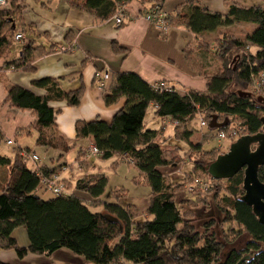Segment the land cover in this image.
<instances>
[{"label":"trees","instance_id":"trees-1","mask_svg":"<svg viewBox=\"0 0 264 264\" xmlns=\"http://www.w3.org/2000/svg\"><path fill=\"white\" fill-rule=\"evenodd\" d=\"M132 1L70 0L72 5L89 11L98 20L112 18L119 8H126ZM138 1L143 5L149 2ZM201 1L187 0L188 10L170 16L169 20L171 27L183 24L198 39L202 38L200 47L212 52L220 62L219 69L209 71L197 60L192 49L186 50L190 66L207 80L205 91L180 93L174 87L172 90L156 89L135 72H117L105 101L110 105L125 97L124 107L110 122L95 119L76 123L77 137H91L101 150L102 159L123 156L133 162L150 187L147 216L137 219L132 206L125 207L117 201H105L103 210H92L85 198L97 201L107 192L109 177L103 172L83 175L72 192L44 198L36 190L40 172L28 166L21 152L13 158L0 155V167L7 168L6 175L0 179L1 248L14 250L21 259L30 253L51 256L65 248L83 256L86 264H236L244 254H249L250 258L243 264H264V224L242 200L244 171L230 179H214L207 167L217 157L211 155L212 150L203 151L200 144L194 145L199 154H204L195 165L204 175L197 177L212 180L208 192L212 193L222 215L220 219L213 216L204 220L198 229L192 218L183 217L174 187L161 169L171 162L158 138L160 131L145 126L148 108L154 104L157 106L155 115L176 122L174 135L187 140L192 136L189 123L200 112L205 113L209 124L216 117V123L224 125L210 127L212 130L226 128L236 120L247 134L263 130L264 103L253 94L241 92H250L253 75L264 71V3L244 6L234 2L225 14L211 11L201 5ZM20 13L21 7L16 3L11 9L0 8V79L9 69L33 70L35 60L47 52L32 40L22 47L20 57H9ZM235 21L256 24L246 42L226 32L211 42L203 38ZM251 46L256 50L252 51ZM113 48L116 51L124 49L117 42L113 43ZM33 84L45 89L46 93L38 95L13 84L8 86L7 100L18 109L36 114V144L62 151L59 158H63L73 145L56 129V112L50 103L66 101L70 106H78L84 86L66 92L58 80L50 77L35 80ZM205 154L210 157L206 158ZM59 168L42 166L41 170L43 174H50ZM259 177L264 182V165L259 169ZM223 182H226L224 187L221 186ZM223 223L237 224L234 234H247L250 238L244 248L232 250L221 261L224 242L218 237L217 227ZM18 227L26 229L28 246H21L13 235ZM200 245L207 257L198 255L200 251L196 247ZM0 264L11 263L0 260Z\"/></svg>","mask_w":264,"mask_h":264},{"label":"crops","instance_id":"crops-1","mask_svg":"<svg viewBox=\"0 0 264 264\" xmlns=\"http://www.w3.org/2000/svg\"><path fill=\"white\" fill-rule=\"evenodd\" d=\"M153 1L149 0L144 6L152 4ZM155 1H158L170 13V16L182 14L188 10L187 0ZM9 2V7L6 9H11L13 3L21 7L16 32H24L29 42L34 40L36 45L43 46L47 52L35 60L33 70L9 69L1 75L0 155L13 158L17 152L22 153L31 149V152L40 157L38 162L27 161L31 169L42 172V166L49 168L60 166L57 172L60 173L64 183L72 186L83 175L99 173L103 167L102 160L98 161L95 156L86 154V150L93 142L91 137H77L76 123L95 119L110 122L126 103V98L122 97L114 104H106L105 96L110 90L112 79L107 89L101 90L96 84L98 72H110L112 78L117 72H135L152 85L165 81L180 93H185L189 90L205 91L207 89L206 78L188 63L187 49L194 51L197 60L205 69L216 71L220 67V62L213 53L200 47L202 38L198 39L185 25L178 24L170 27L166 33H160L153 23L142 16L144 6L138 0H133L126 5L125 9L130 14V20L122 25H116L113 17L98 20L89 11L72 5L70 0H9ZM234 2L244 6L260 3L259 0H202L200 4L211 11L226 14L230 4ZM255 27V23L235 21L204 35L203 38L211 42L226 32L246 42V37ZM173 29L178 31V34L171 43ZM242 30H245V33H240ZM114 42L124 49L116 51L113 48ZM21 50V45L14 42L9 57H19V54H22ZM46 77L58 80L59 86L66 92L84 86L78 106H70L66 101L50 103L56 112V129L73 145L63 158H59L62 151L36 144L38 137V131L34 127L36 114L31 110L18 109L7 100L8 86L13 84L27 88L38 95L45 94L46 90L34 86L33 82ZM156 110V105L149 106L145 126L158 129L159 136L167 137L170 135V132L167 133L171 126L165 131L162 130L165 118L156 116ZM157 119L162 120L161 126L150 127L149 125ZM115 157L117 156L111 158ZM31 164L34 166L32 167ZM126 165L123 161L116 162L118 169L127 167ZM6 173L7 168L0 167L1 180ZM38 193L40 194V191ZM47 193H41V196L44 198L53 196ZM16 231L17 229L13 232L16 238L18 234L20 236L27 234L24 228L20 232ZM28 245L27 238L24 246ZM42 257H46V262L42 260ZM0 260L20 264H86L83 256L76 255L65 248L54 252L51 256L30 253L21 259L14 250H5L0 247Z\"/></svg>","mask_w":264,"mask_h":264},{"label":"rangeland","instance_id":"rangeland-1","mask_svg":"<svg viewBox=\"0 0 264 264\" xmlns=\"http://www.w3.org/2000/svg\"><path fill=\"white\" fill-rule=\"evenodd\" d=\"M259 2L264 3V0H259ZM171 32L172 43L173 38L177 36L178 31L173 29L171 30ZM240 33H245V30H242ZM251 50L255 51L256 49L253 46ZM199 117L200 116L197 115L189 123V129L192 131L190 140L179 138L178 136L174 135L175 125L171 120H166V124L162 126V130L164 131L166 130V128H169V126H171V129H169L167 133L169 134L170 132V135H167V137H163V135L158 137L160 138L159 140L162 144L165 156L171 162L169 165L164 166L161 169L166 174L168 180L174 187L175 199L182 212L183 217L185 219L192 218V221L198 227V229L201 227V224H203L204 220L209 219L213 216L220 219L222 218V215L215 206L212 193H209L208 190H201L193 186L195 184V180L199 178L197 177V175H204L203 170L196 169L195 167L197 159L201 158V156L203 157L204 154H199L194 145L200 144L203 151L212 150L213 152H211V155L217 157V155L227 152L231 143L234 142L226 141L221 143L217 137V134L220 130H212L206 116L205 119L207 121V126H205V128L200 127ZM161 122V119H157L149 126L160 127ZM238 123L239 121L237 120L233 123H230L229 125H227L228 129L230 125ZM179 129L181 130L182 128ZM222 129L227 130L226 128ZM221 144L222 146L220 147ZM205 156L206 158L210 157V155L206 154ZM95 159L98 161L102 160L101 162L103 163V167H101V170L99 171L108 175L109 182L107 192L102 197L97 199V201H93L91 198H85L86 203L90 205L91 209L94 211L103 210L105 208V201H117L125 207L132 206L135 217L137 219L146 217V206L150 197V187L146 185L144 177L140 175L138 169L134 167L133 162L123 156H119L118 159L117 157L102 159L101 156H96ZM117 160L123 161L125 165L127 164V167L123 166L125 168L122 167L121 169H118L116 167V162H118ZM31 166L33 167L34 164H31ZM135 177L137 179L136 182ZM224 185H226V182H223L221 186L224 187ZM65 186L68 192H72V185L68 187L65 183ZM192 186L194 188H192ZM124 190L127 192H125ZM47 195L52 194L48 192ZM133 202H137L138 204ZM22 228L23 227H18L16 232H20ZM233 229L237 231L238 225L223 223L222 226L217 227V232L219 233L218 237L222 242H224V246L220 254L221 261L225 259V257L231 252V249L233 247L240 249L244 248L250 238L247 234L235 235ZM24 230L26 229L24 228ZM25 236H20V234H18L17 236L18 243L21 246H24L27 241L28 237L26 233ZM196 249L200 251L198 255L202 258L208 256L207 253L203 251V247L201 245L199 247H196ZM245 255L247 254H244V256ZM42 258V260L46 262V257ZM11 264L20 263L15 262Z\"/></svg>","mask_w":264,"mask_h":264},{"label":"built area","instance_id":"built-area-1","mask_svg":"<svg viewBox=\"0 0 264 264\" xmlns=\"http://www.w3.org/2000/svg\"><path fill=\"white\" fill-rule=\"evenodd\" d=\"M9 0H0V8L6 9L9 7ZM144 6V5H143ZM142 16L149 22L153 23L157 29L160 31V33H166L170 26V13L158 2V1H153L152 4L150 3L148 6H144V10L142 13ZM113 19L116 23V25H122L125 24L127 21L130 20V14L126 11L124 7H121L118 9L117 13L114 14ZM14 42L18 43L21 45V48L25 46L29 40L24 34V32H16L13 37ZM72 48V47H71ZM63 49V48H62ZM60 49V51H62ZM21 56V53L19 54V57ZM112 79V74L110 72H98L96 74V84L97 87L101 90H106L108 87V83ZM252 86L250 93L254 94L256 97L262 96L264 97V71L258 72L257 74L253 75L252 78ZM153 87L156 89H166V90H172L173 87L169 85L165 81H159L153 84ZM199 121H200V127L205 128L207 126V121L205 119V113L200 112L198 114ZM166 120H170L169 118H165L163 120V123L166 124ZM173 122V121H172ZM174 125L176 122H173ZM227 130H220L217 134L218 140L223 143L226 141H236L239 139L241 136L247 134L246 130L244 127L241 126L240 122L238 124H232L226 127ZM222 144L220 145V147ZM86 154L88 156H100L101 155V150L94 144H91L89 148L86 150ZM22 155L25 157L27 161H33V162H38L40 160V157L38 154L34 152H27L24 151L22 152ZM211 179H201L198 178L195 180V184L193 185L194 187L201 189V190H209L211 186ZM192 186V188H194ZM37 192L40 191L41 193L44 192H50L52 195L57 196L61 194H66L68 193L65 183L60 175V173L55 172V173H50V174H43L40 172V183L37 187ZM44 190V192H42Z\"/></svg>","mask_w":264,"mask_h":264},{"label":"water","instance_id":"water-1","mask_svg":"<svg viewBox=\"0 0 264 264\" xmlns=\"http://www.w3.org/2000/svg\"><path fill=\"white\" fill-rule=\"evenodd\" d=\"M244 95L250 92L242 91ZM258 100L264 103V97ZM216 117L210 122V127H221L216 123ZM263 130L255 134H245L232 142L229 150L219 154L212 161L207 171L214 179H230L238 172L244 171V195L242 200L253 208L254 214L260 223L264 224V182L259 177V169L264 165V116L262 117ZM250 255L243 256L236 264H243ZM219 264H223L220 262Z\"/></svg>","mask_w":264,"mask_h":264},{"label":"flooded vegetation","instance_id":"flooded-vegetation-1","mask_svg":"<svg viewBox=\"0 0 264 264\" xmlns=\"http://www.w3.org/2000/svg\"><path fill=\"white\" fill-rule=\"evenodd\" d=\"M234 249H237V248H236V247H233V248L231 249V251L234 250ZM238 249H239V248H238ZM227 255H229V254H227Z\"/></svg>","mask_w":264,"mask_h":264}]
</instances>
